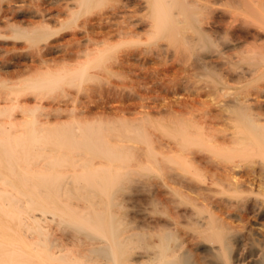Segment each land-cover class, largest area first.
Returning <instances> with one entry per match:
<instances>
[{"label":"bare ground","instance_id":"6f19581e","mask_svg":"<svg viewBox=\"0 0 264 264\" xmlns=\"http://www.w3.org/2000/svg\"><path fill=\"white\" fill-rule=\"evenodd\" d=\"M0 77V264H264V0H0Z\"/></svg>","mask_w":264,"mask_h":264},{"label":"rangeland","instance_id":"374dc122","mask_svg":"<svg viewBox=\"0 0 264 264\" xmlns=\"http://www.w3.org/2000/svg\"><path fill=\"white\" fill-rule=\"evenodd\" d=\"M122 77H123V78H122ZM0 78H1V77H0ZM118 78H120V79H118V80H121L120 82H122V81L124 80V82H122L123 84H124V83H125V84H128V83H129L128 79H127L126 77H124V76H120V77H118ZM69 108H71V107H69ZM53 110H54L53 108L45 109L46 112H51V111H52V112L49 113V115H48L50 119H54L53 114H55L56 112L53 111ZM61 112H62V111H61ZM62 113H63L62 116L65 117V116L67 115V113H68V109H67V110H64ZM62 113H61V114H62ZM65 113H66V114H65ZM20 114H21V113H20L19 111H16V115H17V116H20ZM64 114H65V115H64ZM42 117H44V115H42ZM63 117H62V118H63ZM126 203H127V202H126Z\"/></svg>","mask_w":264,"mask_h":264}]
</instances>
